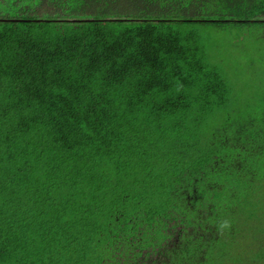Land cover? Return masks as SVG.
<instances>
[{
	"label": "trees",
	"instance_id": "1",
	"mask_svg": "<svg viewBox=\"0 0 264 264\" xmlns=\"http://www.w3.org/2000/svg\"><path fill=\"white\" fill-rule=\"evenodd\" d=\"M195 25L264 62V0H0V264H264V90Z\"/></svg>",
	"mask_w": 264,
	"mask_h": 264
},
{
	"label": "rangeland",
	"instance_id": "2",
	"mask_svg": "<svg viewBox=\"0 0 264 264\" xmlns=\"http://www.w3.org/2000/svg\"><path fill=\"white\" fill-rule=\"evenodd\" d=\"M193 29L202 34L207 49L210 53L216 55V64H220L222 70H225L233 87L234 94L237 95L240 103H245L247 98L252 94L264 90V87L259 85L261 81L264 83V73H262L264 62L260 59V54H255L258 51L256 50L254 53L252 50H249L250 55L247 56L257 60V63L260 65H255L254 68H251L253 66H249L250 69L248 71L243 59H240L241 55L238 54L243 41L240 39V36H246V32L252 33L249 29H243L240 32L235 31L233 34H230L227 30L211 28L209 26L203 28L201 25H195ZM248 42L246 40L244 44H248ZM261 55H264V52ZM236 61H239V63H236ZM234 62L237 69L233 70L231 63ZM241 113L244 114L245 112L241 111Z\"/></svg>",
	"mask_w": 264,
	"mask_h": 264
}]
</instances>
